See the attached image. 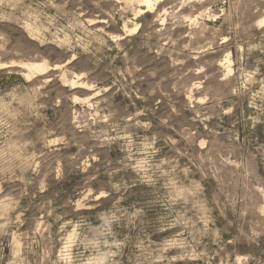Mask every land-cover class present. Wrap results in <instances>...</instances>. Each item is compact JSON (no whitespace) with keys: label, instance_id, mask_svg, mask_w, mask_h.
Segmentation results:
<instances>
[{"label":"rangeland","instance_id":"1","mask_svg":"<svg viewBox=\"0 0 264 264\" xmlns=\"http://www.w3.org/2000/svg\"><path fill=\"white\" fill-rule=\"evenodd\" d=\"M0 264H264V0H0Z\"/></svg>","mask_w":264,"mask_h":264},{"label":"bare ground","instance_id":"2","mask_svg":"<svg viewBox=\"0 0 264 264\" xmlns=\"http://www.w3.org/2000/svg\"><path fill=\"white\" fill-rule=\"evenodd\" d=\"M123 1L128 6L134 5L136 3L137 4H143V5H145V8H147L148 10L154 8L155 5H156V2H157V0H123ZM138 8H140V7H138ZM142 12H144V10L143 9H139L136 12V14H140V13L142 14ZM139 28L140 27H139V23H138L137 26L135 27V29H133V30H138ZM22 65H23V67L26 68V71H25V76L26 77H31V76H34L36 74H44V73H46L50 69V65L45 60L44 61L42 60V61H39V62L38 61L37 62L36 61L22 62ZM68 83H70V82H68Z\"/></svg>","mask_w":264,"mask_h":264}]
</instances>
